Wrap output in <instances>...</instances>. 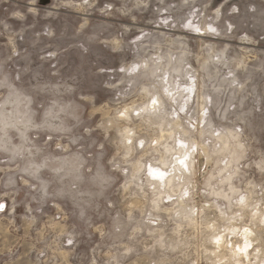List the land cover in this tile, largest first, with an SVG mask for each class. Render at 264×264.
<instances>
[{
  "label": "rangeland",
  "instance_id": "rangeland-1",
  "mask_svg": "<svg viewBox=\"0 0 264 264\" xmlns=\"http://www.w3.org/2000/svg\"><path fill=\"white\" fill-rule=\"evenodd\" d=\"M0 264H264V0H0Z\"/></svg>",
  "mask_w": 264,
  "mask_h": 264
},
{
  "label": "built area",
  "instance_id": "built-area-1",
  "mask_svg": "<svg viewBox=\"0 0 264 264\" xmlns=\"http://www.w3.org/2000/svg\"><path fill=\"white\" fill-rule=\"evenodd\" d=\"M5 209V205L0 206V211H3Z\"/></svg>",
  "mask_w": 264,
  "mask_h": 264
}]
</instances>
